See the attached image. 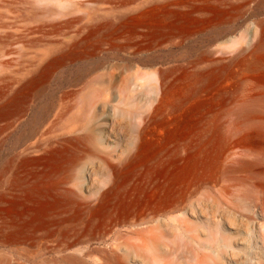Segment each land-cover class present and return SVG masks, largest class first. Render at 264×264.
<instances>
[{"label": "rangeland", "instance_id": "rangeland-1", "mask_svg": "<svg viewBox=\"0 0 264 264\" xmlns=\"http://www.w3.org/2000/svg\"><path fill=\"white\" fill-rule=\"evenodd\" d=\"M263 15L0 0V264H264Z\"/></svg>", "mask_w": 264, "mask_h": 264}, {"label": "bare ground", "instance_id": "bare-ground-1", "mask_svg": "<svg viewBox=\"0 0 264 264\" xmlns=\"http://www.w3.org/2000/svg\"><path fill=\"white\" fill-rule=\"evenodd\" d=\"M262 1H264V0H262ZM145 12V11H144ZM144 12H141V13H139V14H136V15H134L133 16V18H137V17H140V15H143L144 14ZM248 19H250V17H248L246 20H248ZM245 21V20H244ZM242 28V27H241ZM240 28V29H241ZM232 29V28H231ZM261 34H262V39L255 45V51H254V54H252L253 56H252V59H251V64L252 65H255V64H257L258 63V57H259V55H260V53H261V51L263 50L262 48H263V45H264V25H261ZM229 32V31H228ZM240 32V30L238 31V33ZM227 33V32H226ZM237 33V34H238ZM236 34V35H237ZM233 36H235V35H233ZM233 36H231V37H233ZM230 38V37H229ZM228 38V40L226 39V41L225 40H223L224 41V43H226V42H228L230 39ZM222 42V41H221ZM223 44V43H222ZM141 146H144V144H141ZM143 147H141L140 149H142ZM112 168L116 171L118 168L116 167V166H112ZM117 226H119V227H123V226H129V227H133V226H136V224L135 223H133V222H130V223H117L116 224Z\"/></svg>", "mask_w": 264, "mask_h": 264}, {"label": "water", "instance_id": "water-1", "mask_svg": "<svg viewBox=\"0 0 264 264\" xmlns=\"http://www.w3.org/2000/svg\"><path fill=\"white\" fill-rule=\"evenodd\" d=\"M264 16V15H263ZM247 20L245 21H242V22H239L237 23L236 25H233L232 29L227 32V33H223L221 35H219L215 40L214 42L215 43H219L223 40H226L228 39L229 37L233 36V35H236L238 33V31L240 30V28L245 24Z\"/></svg>", "mask_w": 264, "mask_h": 264}]
</instances>
